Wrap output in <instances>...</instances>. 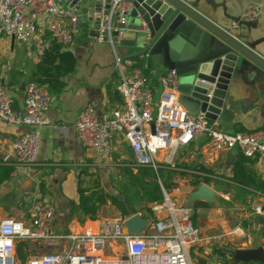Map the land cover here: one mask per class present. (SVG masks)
Wrapping results in <instances>:
<instances>
[{
  "label": "built area",
  "instance_id": "built-area-1",
  "mask_svg": "<svg viewBox=\"0 0 264 264\" xmlns=\"http://www.w3.org/2000/svg\"><path fill=\"white\" fill-rule=\"evenodd\" d=\"M72 1L0 0V38L26 45L25 56L33 61H39L44 51L55 45L69 50L80 24L77 10L70 7ZM91 1L100 5L99 10L85 16L91 15V20L98 24L94 42H106L113 50L122 104L101 121L93 106L87 105L79 112L75 129L81 147L93 151L99 160L127 149L134 168L154 171L158 169L160 156L162 163L173 168L178 150L201 138L214 152L236 149L247 158L264 157V129L227 133L216 130L203 114H188L179 102V81L174 70H165L158 76L160 93L154 114L148 80L155 71L146 60L150 59L147 47L127 55L115 49L125 31L119 25L127 24L132 3ZM260 9L261 6H248L242 21L254 22ZM231 28L238 30V22H232ZM142 33L149 40L144 23ZM5 71L6 67L0 63V121L29 129L14 137L11 149L14 167L30 166L36 162L41 129L48 124L50 95L46 86L27 82L22 110L14 109L10 93L3 87ZM151 212L153 220L139 234L128 233L124 221L106 222L98 232L52 233L54 207L47 199L35 195L26 222L13 218L0 220V264H196L191 255L197 254L195 249L201 239L189 208L175 209L166 197ZM261 212L260 206L253 207V214ZM19 243H26L29 248L24 261L16 254ZM112 243L122 245L124 253H107L106 246ZM220 258L216 256L214 260Z\"/></svg>",
  "mask_w": 264,
  "mask_h": 264
},
{
  "label": "crops",
  "instance_id": "crops-1",
  "mask_svg": "<svg viewBox=\"0 0 264 264\" xmlns=\"http://www.w3.org/2000/svg\"><path fill=\"white\" fill-rule=\"evenodd\" d=\"M206 1L201 2L202 10L214 21L223 23L233 33L235 30L231 28V23L235 20L242 21L248 6H261L259 17L251 22L257 25V29L252 31L251 40L264 37L263 0ZM223 7L227 19L223 15ZM89 13V10L85 11V14ZM86 23L87 21L85 23L80 21L69 49L75 61L73 72L61 79L60 89L46 86L50 95V104L46 112L48 124L42 127L40 132L36 162L30 166L14 167L10 179L0 184V220L13 218L26 222L35 195L47 199L54 207V220L50 227L52 233L98 232L106 222L125 221L133 216L123 218L109 201L99 207L94 219L83 215L78 208V186L86 191L97 186L101 189L106 188L108 185L110 189L109 176L116 166L114 162L131 157L129 151L125 149L109 159L99 160L93 151L84 149L79 143L75 123L79 112L85 106H93L97 118L101 121L108 118L112 111L122 104L117 91L113 50L106 42H94L96 33L94 35L90 29H86L87 26L91 27ZM0 47L4 48V53L0 52V63L6 67L2 75L3 87L12 97L13 108L22 110L25 84L39 61L26 58V45L22 43L15 47L12 40L0 38ZM128 49L118 46L116 51L125 54ZM257 50L264 58V42ZM149 67L155 71L148 84L153 93V103L156 104L160 93L158 76L165 69L154 65L151 60ZM247 81L248 83H244L238 75L235 76L227 96L230 103H225L227 107L232 104L233 109L230 110V115L213 122L227 133L264 129L263 85L251 76H247ZM28 130L24 126H12L0 121V163L13 164L11 142L17 134ZM240 155L236 149L227 152L211 151L205 142L196 139L187 147L178 150L173 168L162 163L161 156L158 162V169L167 168L174 173L189 174L190 177L200 180L201 184H204L202 181L205 179L208 180V184L205 185L217 194V198L223 197L226 200L223 202L230 203L231 207L226 205L228 208L246 209L245 225L235 230L239 243L225 249L214 248L224 252V258L230 261L234 257V251L262 249L264 252V224L255 223L257 215L252 213L253 207L260 206L262 211L260 215L264 218V157L247 159L242 165V170L247 176L245 180L248 182L246 186H242L230 179ZM204 211L208 209L199 210L197 215ZM109 213L114 216L109 217ZM116 213L118 217L115 216ZM142 219L148 223L153 220L152 216L150 220L143 217ZM213 250L210 253L204 252L203 256L209 257Z\"/></svg>",
  "mask_w": 264,
  "mask_h": 264
},
{
  "label": "water",
  "instance_id": "water-1",
  "mask_svg": "<svg viewBox=\"0 0 264 264\" xmlns=\"http://www.w3.org/2000/svg\"><path fill=\"white\" fill-rule=\"evenodd\" d=\"M128 1L133 9L127 24L119 25L125 29L120 35L119 46L147 47L154 65L174 70L179 81V102L188 114H203L211 122L230 115L233 105L227 107L225 103H230L227 96L236 75L244 83H248L247 76H251L264 88V58L257 50L264 37L251 40L252 31L257 29L256 23L235 20L239 29L233 33L202 10L201 2L206 0ZM99 6L91 0H73L70 4L77 10L82 23L91 19V15L85 16V11L92 14ZM223 15L228 18L224 7ZM142 23L149 30V40L142 33ZM146 194L152 195V192L146 191ZM195 202L215 204L217 194L207 185L200 184L188 195L186 208ZM255 223L264 224V218L257 215ZM147 224L138 215L124 221L127 232L132 234L141 233ZM233 254L231 264L264 263L262 249L234 251Z\"/></svg>",
  "mask_w": 264,
  "mask_h": 264
},
{
  "label": "rangeland",
  "instance_id": "rangeland-1",
  "mask_svg": "<svg viewBox=\"0 0 264 264\" xmlns=\"http://www.w3.org/2000/svg\"><path fill=\"white\" fill-rule=\"evenodd\" d=\"M86 24L91 25L90 28L87 26L86 29H90V32H93L94 35L95 33L97 34L98 24L96 22H93L91 19H89ZM5 41L6 40H2V42ZM2 46L5 47L4 44ZM16 46H19V42H15V47ZM115 48L118 50L117 45H115ZM3 49L4 48L0 47V52H3ZM141 50L143 49L138 47L129 48L125 54L127 55L129 53L131 54ZM146 60L150 62V59ZM153 107L155 114L156 104L153 103ZM214 127L216 130H221L220 127L216 125ZM121 162H114L116 166H114V171L111 173L112 175L109 176L111 180L110 189H108V185L106 188H102V191L110 196L116 197L118 200L124 203L126 209H133L135 213L137 212L135 215L140 217L142 216L148 220H150L151 216L153 219V214L150 212V207L163 204L166 197L175 206V209L186 207L188 195L192 191L196 190V188L201 184H199V180L190 177L189 174L184 175L183 173H174L163 166L165 169H159L161 172L158 173L159 178H156L155 181L158 184L157 192H153L152 195H147L145 192L142 194L141 201H132L131 203H128L122 199L119 193L128 190H131L132 193V174H137V171L140 167H133L132 157H126ZM151 198H154L153 200L155 201H153ZM223 201L226 200L219 196L215 204H208L210 206L208 211L200 212L199 216L197 215V230L199 232V239H201V242L198 244V246H196L195 251L197 254L195 257H197L198 254L203 256L200 254L198 249H201L203 253H210V251H212L215 247L225 249L229 248L231 245L239 243L237 242L238 235L235 233V230L242 228L245 225L244 216L246 209H242L241 207L230 209L226 206V204H224ZM192 205L189 206V210H191ZM21 206L22 205H19V207ZM191 211L190 213H192ZM198 211L196 213H198ZM108 216L112 217L114 214L109 213ZM115 216L118 217V214L116 213ZM192 260L194 263H196V258L193 257Z\"/></svg>",
  "mask_w": 264,
  "mask_h": 264
},
{
  "label": "trees",
  "instance_id": "trees-1",
  "mask_svg": "<svg viewBox=\"0 0 264 264\" xmlns=\"http://www.w3.org/2000/svg\"><path fill=\"white\" fill-rule=\"evenodd\" d=\"M75 61L72 53L69 50H63L59 46H54L51 49L44 51L39 62L32 69L30 76L28 78V82H34L41 86H49L55 89H60L62 87V78L71 74L74 70ZM247 158L242 154L239 156L238 161L233 167L232 177L230 178L232 181L236 182L239 185L246 186L248 182H246V173L242 170V165L246 162ZM9 163H0V184L8 181L10 179V175L14 171V166ZM161 172L159 169L154 171L151 168H139L137 174H132V188L131 190L123 191L120 194L122 199L125 202L131 203L132 201L138 202L142 199V194L146 191L157 192L158 184L155 182L156 178H159L158 173ZM198 180V179H197ZM200 181V180H199ZM198 181V182H199ZM204 184H208V180L202 181ZM200 184V182H199ZM198 184V185H199ZM169 187V186H168ZM78 194V208L83 215L89 216L94 219L97 210L99 207L105 205L107 201L110 202L111 205L115 206L123 217H129L130 215L135 214L133 209H126L124 203L118 200L114 196H110L104 193L100 186H97L91 190L81 189L79 186L77 188ZM152 200L154 198H151ZM155 201V200H153ZM228 207L230 203L224 202ZM210 206L203 202H195L191 208V219L192 223L195 227H197V211L209 209ZM200 254L203 255V251L198 249ZM28 245L26 243H20L17 246L16 254L17 257L24 261L27 256ZM214 255L222 257L221 260L216 261L212 260ZM196 258V264H231L230 260L224 258V252L219 249H214L211 255L208 257L195 255L192 253V258ZM236 264H248V263H236Z\"/></svg>",
  "mask_w": 264,
  "mask_h": 264
},
{
  "label": "bare ground",
  "instance_id": "bare-ground-1",
  "mask_svg": "<svg viewBox=\"0 0 264 264\" xmlns=\"http://www.w3.org/2000/svg\"><path fill=\"white\" fill-rule=\"evenodd\" d=\"M107 248V253H117V255H120V254H123L124 253V250H123V246L120 245V246H116L115 244H107L106 246ZM115 250V251H114Z\"/></svg>",
  "mask_w": 264,
  "mask_h": 264
}]
</instances>
